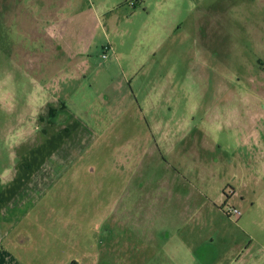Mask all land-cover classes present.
I'll return each instance as SVG.
<instances>
[{"label": "rangeland", "instance_id": "rangeland-1", "mask_svg": "<svg viewBox=\"0 0 264 264\" xmlns=\"http://www.w3.org/2000/svg\"><path fill=\"white\" fill-rule=\"evenodd\" d=\"M62 1L0 0V203L9 202L6 190L26 185L23 197L36 201L25 218L37 252L52 240L55 249L69 242L72 255L78 235L89 249L99 242L108 250L111 213L133 171L135 181L148 180L149 203L165 204L153 215L173 221L177 189L156 190L177 186V170L188 169L183 159L177 165L179 152L194 134L212 133L220 149L196 162L229 163L225 182L240 176L230 189L251 187L246 176L254 175L255 192L242 207L221 193L219 212L206 216L211 228H198L195 254L182 262L264 264V0ZM57 7V18L46 16ZM87 29L92 37L81 40ZM137 139L149 149L126 145ZM201 172L210 171L194 170ZM222 180L211 184L216 191ZM233 204L245 208L241 217L227 215ZM167 230L173 237L177 227Z\"/></svg>", "mask_w": 264, "mask_h": 264}, {"label": "crops", "instance_id": "crops-1", "mask_svg": "<svg viewBox=\"0 0 264 264\" xmlns=\"http://www.w3.org/2000/svg\"><path fill=\"white\" fill-rule=\"evenodd\" d=\"M80 1L81 0H63L61 3L65 6L61 5V7H68L70 3L77 5ZM66 2L69 4L66 5ZM142 2V0H139V4ZM59 8L60 7H57L56 10H47L46 16L52 19L57 18L56 15L60 11H58ZM104 12L105 10H100V15H96V25L93 28L95 32H99L97 29H102L101 15H103ZM47 35L50 37L51 33L49 32ZM91 37V29H87L83 31L81 40L84 39V41H86ZM90 49L91 44L89 47H86V53H89ZM110 49V53L114 54V49H112V47H110ZM108 56L110 55L108 54ZM83 64L89 67L90 62L85 61ZM171 126L172 125H166L167 128ZM202 128L210 130L211 127L204 125ZM155 129L161 131L164 128L159 126ZM177 129H182V127L178 126ZM193 136L196 139H193L191 143L187 145L188 147L184 148L182 152H179L180 156L177 157L178 166L181 164V162H179L180 159H183L185 165L188 166V169H186L184 173L177 170V186L156 190L160 193L168 192L172 194L177 189V207L172 214L173 221L164 222L161 218L157 217V214L156 217L153 215L155 209H160L164 207L165 204L161 202L159 207H157V205L149 203L153 191L150 189L148 180H145V176L142 174L140 176L141 180L135 181L133 178V171L130 179L126 178V185L121 196H119V198H122L121 201L117 198L111 213L110 221H112L110 227L112 236L110 237L108 250H103L99 242L95 249H89L86 245V242L89 240L88 237L83 238L81 235H78L72 238L73 248L78 251H75L72 255L70 253L71 246L69 242L66 244L63 242L62 245H58L60 248L55 249L52 240V249H46L47 251H44V253H38L34 247V230L29 228L31 225L29 223L30 221H27L25 218L31 216V213L36 207V201H34L33 198L23 197L26 185H16L14 188L9 189V191L6 190L3 193V197L7 198L9 202L5 205L0 203V264H55L53 261L54 259H61L57 264H166L165 259L167 256H172L174 261L177 260V264H185L182 262V259L190 261L196 251L194 250V242L196 241L194 235L198 233L197 230L200 226L211 228L212 219L210 217L206 218V216L219 212V205L216 201H221L223 199L221 193L227 197L225 203L227 202L230 204L235 200H239L242 207V204L244 205L248 200V196L255 192L254 182L256 179L254 175H248L246 177H248V180L252 183L251 187H247L240 182L238 189L236 187L230 189L229 187H231V184L227 182L237 181V178L240 176L233 174L232 177L225 182L227 176H229L227 172L229 163H222L219 159L207 161L206 164L196 162L198 158L202 159L200 153H207L210 150L217 151V149H220L219 145L215 143V140L211 141L212 133L194 134ZM146 141L147 140L143 143L144 141H142V139H137L135 142L126 145L133 147L139 144L144 148L147 147L143 151L145 152L146 149H149V142ZM184 155L185 158H183ZM198 166H200V168H206V170L210 172H201V175L198 174L197 176L194 170ZM85 172L88 176H91L90 170ZM115 172L118 175L117 171ZM217 177L221 180L223 177L222 183L224 184L222 185L221 183L222 186L220 191H216L215 187L211 185L215 183ZM17 178H20V176H16L14 181ZM227 189L230 190V196L226 195ZM34 194L37 195L38 191L36 190ZM21 196L23 198H21ZM25 199H28V201ZM168 205L169 204H167L166 207ZM233 206L239 210L242 209L239 204H233ZM242 210H245V208ZM48 211L49 213H47V215L54 217V212L50 213V206L46 207L45 213ZM134 214L136 216L138 215L137 220L133 219ZM219 214H221V212ZM42 215V213H37V216ZM146 215L153 217L154 221H152L153 219H146ZM66 226L65 229L67 230L68 225ZM171 226H175V229L177 227L176 234L175 231L172 230L174 236L177 235V239H175L176 236L171 237V235L167 233V229ZM188 227L191 229L188 230ZM118 228L119 232H117ZM186 230L188 231L185 233ZM123 231L127 234L125 235L127 236L126 239L121 235ZM135 232L140 234L138 235ZM130 235H132V237L129 238ZM38 238L41 237L38 236ZM95 241L97 242V239ZM100 242H102V240H100ZM213 242L214 238L209 237L199 244L198 249L207 248L209 244ZM135 244H139L140 247L136 248ZM38 259L39 261H37ZM48 259L50 261H48Z\"/></svg>", "mask_w": 264, "mask_h": 264}, {"label": "built area", "instance_id": "built-area-1", "mask_svg": "<svg viewBox=\"0 0 264 264\" xmlns=\"http://www.w3.org/2000/svg\"><path fill=\"white\" fill-rule=\"evenodd\" d=\"M136 3H137V0H131L130 1V4L133 7H135ZM103 57H104V59H107L108 58L107 53H105ZM227 215L230 216V217H238L239 218V217H241L242 213H241V211L239 209H237L235 207H231L230 210L228 211Z\"/></svg>", "mask_w": 264, "mask_h": 264}, {"label": "trees", "instance_id": "trees-1", "mask_svg": "<svg viewBox=\"0 0 264 264\" xmlns=\"http://www.w3.org/2000/svg\"><path fill=\"white\" fill-rule=\"evenodd\" d=\"M138 3H139V0H137V3H136V5H135V7H137V6H138Z\"/></svg>", "mask_w": 264, "mask_h": 264}]
</instances>
